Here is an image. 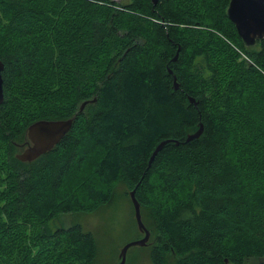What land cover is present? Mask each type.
<instances>
[{
  "label": "trees",
  "instance_id": "obj_1",
  "mask_svg": "<svg viewBox=\"0 0 264 264\" xmlns=\"http://www.w3.org/2000/svg\"><path fill=\"white\" fill-rule=\"evenodd\" d=\"M229 4L0 0V264H105L80 223L50 225L118 184L156 233L151 264H264V39L247 46ZM68 118L17 157L32 123Z\"/></svg>",
  "mask_w": 264,
  "mask_h": 264
},
{
  "label": "water",
  "instance_id": "obj_2",
  "mask_svg": "<svg viewBox=\"0 0 264 264\" xmlns=\"http://www.w3.org/2000/svg\"><path fill=\"white\" fill-rule=\"evenodd\" d=\"M159 0H153L156 4ZM229 18L235 24L239 35L247 46H253L258 40L264 39V0H230V4L227 9ZM178 54L176 55V60ZM4 63L0 59V105L4 103L5 91H4V78L3 70ZM175 87L178 88V83L175 78ZM194 101V99H191ZM87 102H84L81 106V110L84 108ZM74 123V118L49 120L41 119L32 123L28 127L29 143L26 147L18 153L17 157L23 161H33L42 154L50 151L57 145L62 138L71 130ZM203 127L188 136L187 140L197 138L202 134ZM167 143L163 141L156 148L151 161L154 159L157 152ZM131 200L135 209V216L139 226V229L144 232V237L128 242L122 247L120 252V263L125 264L127 259L128 250L134 246H145L151 236V231L145 225L141 205L136 198V191L130 192Z\"/></svg>",
  "mask_w": 264,
  "mask_h": 264
},
{
  "label": "rangeland",
  "instance_id": "obj_3",
  "mask_svg": "<svg viewBox=\"0 0 264 264\" xmlns=\"http://www.w3.org/2000/svg\"><path fill=\"white\" fill-rule=\"evenodd\" d=\"M91 162L92 159L84 167L81 173L83 177L91 175L89 173L92 166ZM89 166L90 168H88ZM115 190L118 199L111 204L101 207L93 213L63 214L50 225L55 230L62 225L68 227L73 223H80L85 230L91 231L100 241L103 250L102 257L104 261L106 260L105 264H119L122 247L128 242L143 238L145 235L139 229L129 191L120 184L115 187ZM149 230L151 236L148 243L145 246L131 247L128 250L125 264H151L149 252L156 243V233L151 228Z\"/></svg>",
  "mask_w": 264,
  "mask_h": 264
}]
</instances>
